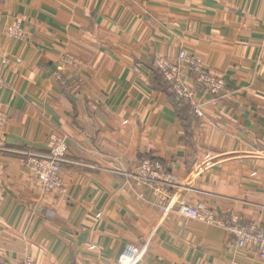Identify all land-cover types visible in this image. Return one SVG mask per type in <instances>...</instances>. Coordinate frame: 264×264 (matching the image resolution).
<instances>
[{"label":"crops","instance_id":"0c3cea01","mask_svg":"<svg viewBox=\"0 0 264 264\" xmlns=\"http://www.w3.org/2000/svg\"><path fill=\"white\" fill-rule=\"evenodd\" d=\"M180 50L227 83L196 88L203 114L186 103L187 124L155 65ZM0 79V264H122L132 245L135 264H264L176 211L203 203L264 226V0H0ZM54 134L69 137L65 194L26 167ZM145 157L178 179L169 211L128 176Z\"/></svg>","mask_w":264,"mask_h":264},{"label":"built area","instance_id":"2783aa9c","mask_svg":"<svg viewBox=\"0 0 264 264\" xmlns=\"http://www.w3.org/2000/svg\"><path fill=\"white\" fill-rule=\"evenodd\" d=\"M8 34L17 39H25L27 32L20 22H15L8 27ZM65 63H73V56L67 55L63 58ZM155 65L161 72L164 79L170 85L178 100L191 104L193 114L201 116V108L193 101L196 88L219 94L226 89V81L209 71L203 59L195 54L180 50L177 61H170L167 58H157ZM187 68L191 74L195 87L189 85L183 78V68ZM2 80L0 79V87ZM8 122L7 113L0 108V133L6 129ZM68 139L65 134H54L51 137L49 151L45 154L26 152V167L38 179L43 191L59 192L65 194L67 187L61 175L62 164L67 159ZM2 137H0V150H5ZM207 164H205L206 166ZM133 185L149 190L157 202L165 210L173 209L170 204L171 191L178 184L174 173L166 170L160 160L145 157L136 170L128 173ZM176 211L187 219L197 220L210 225H220L226 228L235 237V243L239 248L252 247L260 258L264 259V226L251 223L242 224L236 215L224 213L219 214L213 208L199 203L192 206L184 201L176 206ZM140 251L135 246H129L121 255L122 264H135L139 259ZM23 264H38L31 256L25 258Z\"/></svg>","mask_w":264,"mask_h":264},{"label":"trees","instance_id":"16d2710c","mask_svg":"<svg viewBox=\"0 0 264 264\" xmlns=\"http://www.w3.org/2000/svg\"><path fill=\"white\" fill-rule=\"evenodd\" d=\"M161 76H162V74H161ZM162 78H163V81H165V83L168 85L169 89L171 90L170 85L168 84V82L164 79L163 76H162ZM170 98L172 99V102H173V104H174V106L176 108L178 116L180 117V119L182 120V122L184 124H187V122L190 119H192L191 116L188 114L189 107L186 106L185 103H183L180 100H178L176 95H175V93L172 90L170 92Z\"/></svg>","mask_w":264,"mask_h":264},{"label":"rangeland","instance_id":"374dc122","mask_svg":"<svg viewBox=\"0 0 264 264\" xmlns=\"http://www.w3.org/2000/svg\"><path fill=\"white\" fill-rule=\"evenodd\" d=\"M6 150V149H5Z\"/></svg>","mask_w":264,"mask_h":264}]
</instances>
